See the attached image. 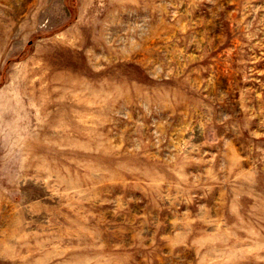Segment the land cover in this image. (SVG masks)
I'll return each mask as SVG.
<instances>
[{
  "label": "rangeland",
  "instance_id": "374dc122",
  "mask_svg": "<svg viewBox=\"0 0 264 264\" xmlns=\"http://www.w3.org/2000/svg\"><path fill=\"white\" fill-rule=\"evenodd\" d=\"M0 264H264V0H0Z\"/></svg>",
  "mask_w": 264,
  "mask_h": 264
}]
</instances>
